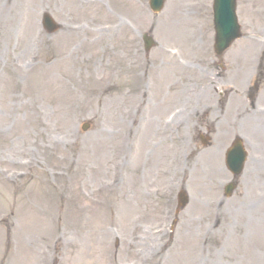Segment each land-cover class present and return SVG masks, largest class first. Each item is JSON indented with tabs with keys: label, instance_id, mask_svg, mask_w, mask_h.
I'll list each match as a JSON object with an SVG mask.
<instances>
[{
	"label": "rangeland",
	"instance_id": "rangeland-1",
	"mask_svg": "<svg viewBox=\"0 0 264 264\" xmlns=\"http://www.w3.org/2000/svg\"><path fill=\"white\" fill-rule=\"evenodd\" d=\"M82 2L0 0V264H264V0L220 58L212 0Z\"/></svg>",
	"mask_w": 264,
	"mask_h": 264
},
{
	"label": "water",
	"instance_id": "water-1",
	"mask_svg": "<svg viewBox=\"0 0 264 264\" xmlns=\"http://www.w3.org/2000/svg\"><path fill=\"white\" fill-rule=\"evenodd\" d=\"M163 0H150V8L153 11H159L162 7ZM235 0H214L213 13H214V27L216 31L215 49L218 52L223 51L230 43L240 36L239 25L237 24L235 16ZM46 27L50 30L53 29V23L48 15L44 16ZM152 41L145 38V45L148 48ZM226 154V164L234 175H238L243 168L246 154L238 140H236L229 153ZM232 184L227 187V193L232 189ZM179 201L181 206L186 202L184 192L179 194Z\"/></svg>",
	"mask_w": 264,
	"mask_h": 264
},
{
	"label": "bare ground",
	"instance_id": "bare-ground-1",
	"mask_svg": "<svg viewBox=\"0 0 264 264\" xmlns=\"http://www.w3.org/2000/svg\"><path fill=\"white\" fill-rule=\"evenodd\" d=\"M76 2L77 4H75L78 8L82 9L84 7H86V4L84 5V3L82 2V0H71ZM105 15V14H104ZM113 21H109V22H104L103 24H105L103 27H101L98 31V35L93 39V42H103L105 39L106 34H109L111 32V30L113 29ZM109 24H112L111 26ZM134 121V119H132V122Z\"/></svg>",
	"mask_w": 264,
	"mask_h": 264
}]
</instances>
